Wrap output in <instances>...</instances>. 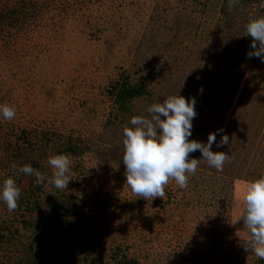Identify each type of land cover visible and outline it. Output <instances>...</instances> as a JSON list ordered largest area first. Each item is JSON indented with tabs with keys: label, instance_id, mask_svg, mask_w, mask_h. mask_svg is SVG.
<instances>
[{
	"label": "rangeland",
	"instance_id": "rangeland-1",
	"mask_svg": "<svg viewBox=\"0 0 264 264\" xmlns=\"http://www.w3.org/2000/svg\"><path fill=\"white\" fill-rule=\"evenodd\" d=\"M264 0H0V264H256L245 251L243 193L264 177V62L245 26ZM195 100L190 140L231 156L200 159L187 188L145 200L126 183L123 130L174 95ZM228 145H221L222 137ZM72 160L68 190L48 158Z\"/></svg>",
	"mask_w": 264,
	"mask_h": 264
},
{
	"label": "clouds",
	"instance_id": "clouds-1",
	"mask_svg": "<svg viewBox=\"0 0 264 264\" xmlns=\"http://www.w3.org/2000/svg\"><path fill=\"white\" fill-rule=\"evenodd\" d=\"M237 0H229V7L235 6ZM245 36H250L252 51L248 58L256 57L264 62V17L251 20L245 26ZM147 112L150 118L134 116L131 127L123 130L124 153L122 157L126 169V183L138 198L154 200L164 198L165 186L174 180L179 188L188 186L190 176L197 172L200 159L191 158L189 154L199 150L208 165L222 171L231 156L225 152H213L217 133L208 137L207 143L190 140L192 121L196 117L195 100H186L181 95L170 96L162 103L151 105ZM0 117L12 121L16 109L0 105ZM221 145L229 144V137L224 135ZM52 169L47 177L30 164L13 169L24 176H34L39 184L47 181L58 190H68L71 179L72 160L67 154H58L48 158ZM21 189L14 177L9 176L0 185V203L6 205L9 212L18 208ZM245 208L239 219L243 220L247 238L243 243L245 251L264 259V177L250 182L243 193Z\"/></svg>",
	"mask_w": 264,
	"mask_h": 264
},
{
	"label": "crops",
	"instance_id": "crops-1",
	"mask_svg": "<svg viewBox=\"0 0 264 264\" xmlns=\"http://www.w3.org/2000/svg\"><path fill=\"white\" fill-rule=\"evenodd\" d=\"M256 264H264V259L257 258Z\"/></svg>",
	"mask_w": 264,
	"mask_h": 264
}]
</instances>
